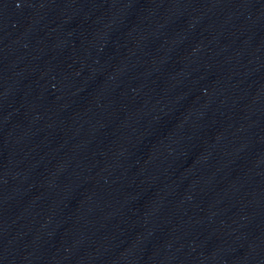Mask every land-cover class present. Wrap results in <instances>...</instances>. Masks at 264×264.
Returning <instances> with one entry per match:
<instances>
[{"label": "water", "instance_id": "95a60500", "mask_svg": "<svg viewBox=\"0 0 264 264\" xmlns=\"http://www.w3.org/2000/svg\"><path fill=\"white\" fill-rule=\"evenodd\" d=\"M154 264H264V0H22Z\"/></svg>", "mask_w": 264, "mask_h": 264}]
</instances>
